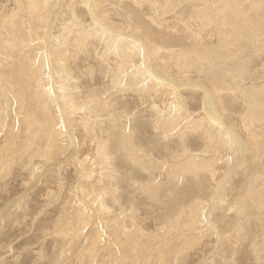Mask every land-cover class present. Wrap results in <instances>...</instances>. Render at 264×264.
I'll return each instance as SVG.
<instances>
[{"label":"bare ground","instance_id":"1","mask_svg":"<svg viewBox=\"0 0 264 264\" xmlns=\"http://www.w3.org/2000/svg\"><path fill=\"white\" fill-rule=\"evenodd\" d=\"M12 1L8 14L0 13V78L5 77L0 80V134L5 137L0 151L11 145L21 148L15 157L31 175L34 158L49 159L71 144L68 157L48 169L59 174L66 161L71 167L75 162L76 145L69 142L71 125L92 134L97 156L78 161L81 181L75 204L71 203L73 216L65 219L70 226L67 232L60 233L68 241L82 234L84 248L75 253L82 264H92L96 257L98 264H183L191 252L202 264H237L245 250L256 264H264V0H68V16L62 19L60 8L51 12L57 4L54 0ZM152 2L187 26L181 34L185 46L176 53L168 48L162 51L157 44L176 39L173 31L165 36V31L151 29L149 20L160 24L158 18L141 8L153 11ZM76 4L83 10L78 12ZM113 17L124 31L112 25ZM190 21L213 32L215 40L190 30ZM133 29L140 30L144 39ZM95 45L101 46L97 56L103 68L115 63L117 75L112 80L117 88L113 90L122 94L128 90L149 101L148 110L164 137L176 135L171 163H156L151 153L139 155L122 115L116 117L108 102L90 88L89 94H81L73 59L83 51V61H90L87 57ZM157 54L165 72L174 68L187 82L170 80L154 68L151 61ZM91 69L87 64L88 84L93 80ZM184 92L192 103L186 102ZM195 96L200 98L197 108ZM114 97L110 93L106 100ZM157 99L166 102L164 109ZM109 146L123 151L118 156L121 162L133 161L146 171L147 183L138 189L157 205V215L167 208L169 218L154 236L140 227L133 209H128L131 215L125 212L126 218L120 204L116 206L119 200L113 186H117L118 170L113 160L117 155L108 152ZM154 169H160L164 182L154 180ZM223 170L224 180L219 183ZM78 173L76 169V177ZM121 178L126 179L128 190L137 181L133 172ZM161 183L174 189L166 191L165 202L160 197ZM91 218L97 222L85 233ZM138 242L145 247L139 248Z\"/></svg>","mask_w":264,"mask_h":264},{"label":"rangeland","instance_id":"2","mask_svg":"<svg viewBox=\"0 0 264 264\" xmlns=\"http://www.w3.org/2000/svg\"><path fill=\"white\" fill-rule=\"evenodd\" d=\"M54 1L57 4L55 5L56 7H52L51 12L53 11L56 12L57 11L56 9L60 8V11H62L61 19L63 17L67 18L68 15L66 16L65 14L68 12L67 7H69L71 3L69 4L68 0L67 1L54 0ZM61 1L63 3L62 7L60 6ZM54 4L55 3H53V5ZM151 4L153 6L152 9H154L153 11L151 10L148 11V8H146V6H143L146 10L143 7L141 8L142 10L145 11L144 13H146L150 17L154 19L158 18L160 24H154L149 20L151 29L155 33L156 32L159 33V31H165L166 33L165 36L171 34V31H173L174 34L173 37H175L174 39H176V41H174L173 43L166 40L162 43L156 41L157 44L162 47L163 49L162 51H166L165 48H168V50L173 51L174 53L178 52V50L183 48L182 46H185L183 45L185 44V41L183 40L181 34L184 35L187 32L186 24H184V22L182 21H176L175 19L172 20L169 14H163L162 6L160 4L153 2ZM76 5L78 12L80 10H83L81 5L79 4ZM13 6L14 3L12 0H0V13L3 11L4 15H7L10 8H12ZM133 6H134L133 9L135 11H138L137 13H139L140 16L141 14L139 12L140 10L138 9V6L134 4ZM58 19L59 22H61V19L60 18ZM113 20L115 23L112 25L116 27L118 30L124 31V27L115 17H113ZM131 23L135 24V21L133 20L131 21ZM190 23L192 22L190 21ZM59 24L60 23H58V25ZM189 28L190 30L196 33H200L201 37H207L208 35L211 36L212 38L209 40L211 42L215 40L213 32L207 29L203 30L202 29L203 27L196 22H193L192 28L191 27ZM40 31H42L40 32L41 33L40 36L44 37L42 35L43 30ZM133 32H135L136 35H138L137 37L139 38L141 37L142 39H144V35L142 32H140V30L137 31L136 29H133ZM95 47L96 49L92 50V52L90 50L91 56L89 55V57H87L91 59L90 61L88 59L83 61L84 60L83 51L81 53H78V56L76 57L77 60L73 59V61L75 60L78 66V68L76 69L77 72L76 74L77 76H80L81 94H85V92L89 94L90 93L89 88H90L92 92L102 97L103 101H105L106 103L108 102L110 110H113V113H115L116 117L122 115L121 117L123 119V122L125 124H128V127L131 129V137L133 138V144H134L133 146L138 147L139 155L140 153L141 154L151 153L155 157L156 160L154 161H156V163L160 161L162 162L163 160L164 162L171 163L170 162L172 161L171 151L173 152L177 150L178 140L176 139L177 138L176 135H174L173 133H172L173 135H171L170 133L169 135L164 137L165 134L161 131L160 126H157V124L155 123V118L148 110V108L150 107L148 103L149 101L147 102L145 100L139 99L137 95L135 96L133 92L128 90H123L124 94L113 90V89L116 90L117 88L114 84V81L112 80L113 75L115 76L117 75L115 63L110 59L111 61L109 65L110 67L108 68L106 65H104L103 68L101 65V60L97 56L101 46L95 45ZM89 48L90 47H88V50ZM159 55L160 54L154 56L158 60L159 65H157L156 62H154L155 61L154 57L153 58L151 57L152 58L151 62L153 63L152 66L154 68L159 70V72L165 74L167 77L170 78V80L172 77V79L174 80H178L183 83L187 82V79H184L182 76L175 73L176 70L174 68L173 70H171V72H165L164 69H162L164 65L163 64L164 61L161 62L162 60L159 58L160 57ZM161 58L163 59L167 57H161ZM87 64L88 67L92 68L91 70L93 72L92 75L93 80L91 81L90 84L87 83V80L89 79L87 78V75L84 74ZM171 64L172 63L170 62L169 66H171ZM24 68L25 70L27 69V67ZM4 78L5 77H1L0 80L5 81ZM12 91L13 93L15 92L14 90L11 89V92ZM110 93L115 97L111 98L108 101L106 100V98L108 95H110ZM184 93H185L184 97L186 99V102L189 104L190 102L192 103L193 101H191V97L189 93L187 92ZM195 98L196 100L194 101L196 102H194L193 105L196 103V108H197V103L199 105L200 98L198 96H195ZM156 102L161 109H164L166 102H162V99L159 100L157 99ZM54 103L55 106H58V98H55ZM238 108L240 107L238 106ZM233 117L236 120V117L235 116ZM71 127H72L71 136L73 140L71 139L69 140V142H73V144L76 145V156L74 157L75 166L72 165L73 167L72 168L70 166L71 163L66 161L64 163L65 166H63L60 169L59 174H56L55 172H48V169L50 168L54 169L53 167V165H55L54 163L65 160L66 157H68L69 151L72 150L71 144L65 149L59 151V153H57L58 151H54L55 155L51 157L49 155V159L46 158L45 160L44 159L42 160V159H38V157L34 158L32 163L34 166L32 167L31 170V175L34 174V176H31L28 173V170L25 169L26 166H21L22 160L15 157L18 149L21 148L16 147V145H11L8 146V148H4L0 151V264H82L83 259L76 256V254L79 255L81 249L84 248L85 242L83 241V239H81L83 238L82 234L80 235L79 233L77 237L79 240L76 238L77 240L75 239L72 241H68V240H63V238H61L62 235L60 233L65 231L67 232L70 226L66 225L67 221H65V219L72 218L71 216H73L72 206L73 204H75L73 201L75 200L74 197L76 196V194H78V190H76V187L78 186V184H80L81 181V179L79 178V176L81 175L80 173L81 170L79 166L80 163L78 161H80L84 157L93 158L96 157L97 155L95 154L96 148H94V144L90 142L92 134L91 136L87 135L77 125L76 126L71 125ZM3 128H5L4 130L6 131L8 129V127H5V124ZM237 131L241 136H243L242 132H240L238 129ZM2 134H0V148H2L3 146V142H4L3 138H5L4 134L3 135ZM95 134L97 135L96 132ZM108 148H109L108 150L109 153L117 155L113 160V164L116 170H118L117 171L118 179L114 181L116 182L115 184L117 186H113V190L117 189L114 192L116 198H118L119 200L118 204L116 203L117 204L116 206L118 207L120 204V208L123 209L122 211L123 216H125L126 218L128 215H131L128 209L129 208L131 210L133 209L132 214L136 215V219L138 221L137 223H139L140 227H142L145 232L151 233V234L149 233L147 234L150 237L152 236V234L154 236L158 232V228L161 225L166 224L162 222L168 220L169 218V214L168 212H166L167 208H163L161 210V215H160L161 217L159 216V213L157 215V212H159L157 205H154L153 202L147 200L148 198L147 194L140 192V190L138 189L139 184L144 185L147 183L148 174L146 173V171H144L143 169L140 170L139 166L135 165L133 161L132 162L129 160L126 161L128 164L124 160L121 162L118 156L120 155L119 153L120 151L121 153L123 152L122 150L118 149L119 151L117 152L111 146H109ZM28 153L29 152L25 153L26 158ZM123 162H125L124 165ZM129 165H132L135 171L133 167L132 166L129 167ZM76 169L80 173V174L78 173V177H76V175L74 174ZM125 172H133V174H136L137 181L132 183V189L130 190H128V187L125 185L126 183L124 181H126V179L121 178L122 174ZM153 172H154V177H153L154 180H158L161 182L165 181V177L162 176L160 169H154ZM221 172L222 173H219V177L217 178V181H219V183L220 181L222 183L225 176V171L223 170ZM184 185L185 184L183 182L180 186L178 185L177 188L180 189ZM161 186L162 189H160L161 191L159 192L162 195L160 193L159 194L162 200L165 202L166 198H168L166 196V193L169 191V189H173V188L172 185L169 186L165 183L164 184L161 183ZM143 197H146V199ZM169 201H172V199H170ZM113 209H115L114 205H113ZM125 212L128 215H125ZM90 220L91 221L88 222L89 224L87 225L88 227H86L85 233H88V231L90 232V230L92 231V228L94 227L93 224L97 222L92 218ZM172 221H174V218L171 219V223ZM255 228L257 229V227ZM133 231L135 230L133 229L132 232ZM110 238L112 239V236H110ZM149 241L152 243L151 239H149ZM116 245L113 247L119 246L118 244ZM138 246L141 249L145 247L143 243H139ZM121 248H122L121 250L124 251L123 249H125V247H121ZM196 252L197 251H195L194 253ZM243 252L244 253L242 254L240 253V254L243 255L244 258L241 256L243 259L241 261H238L239 264H243V263L256 264V262L252 260V257L249 256L250 252L246 250ZM128 253L130 252L128 251ZM59 258L60 260H58ZM198 258H199L198 255L194 256L191 252L190 256L187 258L188 260L186 259L187 261L184 262L183 264H202V262ZM245 258H248L247 261L245 260ZM93 260L94 262H92V264H98L97 257Z\"/></svg>","mask_w":264,"mask_h":264}]
</instances>
